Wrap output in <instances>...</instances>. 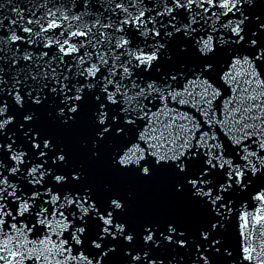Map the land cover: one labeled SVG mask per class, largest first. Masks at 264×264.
<instances>
[{"label": "snow or ice", "instance_id": "1", "mask_svg": "<svg viewBox=\"0 0 264 264\" xmlns=\"http://www.w3.org/2000/svg\"><path fill=\"white\" fill-rule=\"evenodd\" d=\"M256 3L30 0L27 7H21L7 0L0 5H12L8 11L15 15L8 17L7 25L5 17L0 18V264H25L26 260L43 264L54 250L61 258L102 264L115 251L111 241L122 239L130 245L137 238L136 231L121 219L125 203L119 196L101 200L81 182L84 173L79 168L67 174L60 170L68 163L66 154L32 127L34 112L22 115L16 126L19 137L5 131L16 120L8 114L7 97L23 108L26 100L39 106L49 96L57 101L56 117L63 125L75 122L78 114L90 108L93 148L110 133L122 139L113 161L120 168H133L146 177L171 161L173 170L183 174L176 191L186 192L205 210L198 238H186L185 231L172 221L163 226L140 224V239L149 247L136 252L125 247L127 264H163L149 255L162 245L191 246L195 251L190 264H213L206 253L220 252V234L232 216L233 193L250 195L252 191L262 207L254 217L248 213L242 217L245 255L240 264L244 260L264 264V254L254 256L256 250L248 246L246 231L252 220L264 227V186L252 187L253 178L264 175V77L257 66V61L264 64V17L244 8ZM177 37L184 41L180 52L194 49L202 57L216 51L217 45L244 44L250 51L244 55L234 52L228 71L221 75L220 70L219 79L234 95L225 98L219 109L215 102L224 95L207 76L214 70L211 63L195 71L179 65L161 72V58L171 59L169 45ZM153 67L157 77L147 75ZM187 105H192L200 119L181 112L179 106ZM217 128L227 129L225 135L235 155L226 154ZM133 140L137 141L134 145ZM96 155L93 151L92 156ZM5 156L11 161L7 167ZM70 181L76 186L67 187ZM38 226L47 229L43 238L28 239L41 231ZM69 229L71 242L63 237ZM86 233L88 246L98 250L97 255L70 257L73 249L85 248L82 237ZM190 241L194 242L190 245ZM224 253L232 256L228 248Z\"/></svg>", "mask_w": 264, "mask_h": 264}, {"label": "water", "instance_id": "2", "mask_svg": "<svg viewBox=\"0 0 264 264\" xmlns=\"http://www.w3.org/2000/svg\"><path fill=\"white\" fill-rule=\"evenodd\" d=\"M7 3V0H0V5ZM12 3H20L21 7L26 6L29 3L26 0H12ZM12 5L7 7H0V18L6 16L10 12ZM244 8L248 10L249 13H254L264 17V0H257L255 7L248 8V5L245 4ZM231 15V14H230ZM239 15L238 13L236 14ZM212 21H209V26H211ZM225 35L230 36L231 33H225ZM184 43L182 38H175L172 43L169 45V53L171 56L170 60H165L161 58V72H166L174 66L183 65L185 68H190L192 71H195L199 65H202L205 62L211 63L213 65V71L207 73L208 78L221 89L224 96L218 98L215 102L217 109L220 107V103H223L225 98L228 96L234 95L231 91V88L228 84L224 83L223 80L219 79V72L221 75L223 72L228 71V62L230 57L235 53L240 55L251 54L250 51L245 47L244 44L240 46H234L233 48H221L219 45L216 46V51L210 53L207 57H202L194 49H190L188 52H180L179 45ZM39 51V49H37ZM258 70L264 77V64L257 61ZM142 71V69H141ZM237 72H242L241 69H237ZM147 75L152 77H157L158 73L155 67H153ZM238 79H243L242 76ZM231 87H236L232 85ZM241 88L244 87L243 84L240 85ZM243 92L240 93V97H243ZM239 99V97H238ZM47 102V103H45ZM49 103V104H48ZM25 105H29L28 111H32L35 114L40 112L47 113L48 118L43 121L46 124L48 120L54 122V144L60 145L68 138V133L75 134L79 139V143L75 146V150L83 154L88 155V160L83 164H72L71 170L74 168L82 167L84 176L82 177V183L87 184L92 188L93 192L101 200L106 199L110 195L119 196L125 203V211L121 214V219H124L128 222L129 226L132 227L136 233L137 238L133 241L132 244L128 245L120 239L117 241H111L112 244H120L116 246L115 252L121 253L125 247L131 249L133 252L142 251L145 248H148L149 245H144L140 239V228L139 225L145 222L157 223L163 226L166 222L172 221L177 224V226L184 230L186 233V238L191 236L193 238H198L199 229L204 226L206 216L205 210L194 200H192L189 195L184 192L180 193L176 191L175 185L177 183H182L183 174H179L173 170L174 166L171 165V161L167 165L161 164L156 168L151 176H141L138 170L133 168L122 169L119 165H115L114 155L119 150L120 144L123 142L120 137H116L111 133L104 141H100L99 145L96 148H93L92 141L95 138L94 132L95 127L92 123L91 111L90 108H85L80 114L77 115L75 122H69L67 125H63L56 117V107L57 101L51 96L48 99L44 100L41 105H33L30 101L26 100ZM159 107V105L157 106ZM181 107V112H189L192 115L196 116L197 119H200L198 112L193 110L192 105L179 106ZM155 111V109H153ZM18 113H16V116ZM40 117H42L39 114ZM46 118V117H45ZM163 119V117H161ZM73 125V126H71ZM26 127V126H25ZM115 127V125H113ZM84 130L85 133H84ZM220 137L221 142L224 145V150L226 154L235 155L234 147L231 145L229 140L226 137L227 129H215ZM7 133H12L16 137H19L17 129L14 127V124L8 125L5 130ZM92 135V140H89L88 133ZM129 135H134L131 129H128ZM84 133L83 136L81 134ZM70 134V135H71ZM255 139V137H252ZM211 143V141H209ZM137 141L133 140L132 145L136 144ZM250 143V141H246ZM131 146V145H130ZM253 150L255 146L252 145ZM95 151L97 155L92 156V152ZM264 154V153H261ZM68 161V159H67ZM149 166L152 167L150 163L151 157L148 158ZM69 163V161H68ZM11 161L8 160L5 156V167L9 166ZM68 167L60 168L62 172L67 174ZM7 174V173H6ZM260 178L263 181H260ZM23 182V181H22ZM74 182H69L67 187H75ZM264 186V175L258 174L257 177L253 178L252 187ZM252 189L250 188L249 191ZM257 193L252 191L251 194L247 192H236L233 193V210L232 216L230 217L229 225H226L225 230L220 234L221 244L218 245L220 252L206 253L212 258L213 264H240V260L243 255L242 251V239L239 235V225L238 220L242 218L238 217L237 207L251 208L254 201H257V205L262 207L261 202L255 199ZM10 202V201H9ZM14 213V211H13ZM34 222V218H33ZM27 223V221H26ZM63 237L69 239L67 234L63 233ZM56 239H54L55 242ZM194 241H190V245ZM107 243V242H105ZM245 246V245H244ZM251 248H254L256 251L254 256L257 254H263L262 247L255 242L253 245H248ZM228 248L232 252L231 257H227L224 253V249ZM195 249L189 246L188 248H177L175 245L161 246L158 249H153L150 251V258H158L163 261V264H169V261H172L173 264H179L180 260L189 256L186 260L191 262L192 255H194ZM161 252V253H160ZM98 253V250L92 249L91 256L95 257ZM70 257L72 254H68ZM55 261V262H54ZM75 261V262H74ZM83 264L79 259L71 260L68 258H61L58 253H53L52 263L53 264ZM105 258H103L102 264H108ZM144 263V262H142ZM243 264H252L247 260L243 261ZM259 264V261H257Z\"/></svg>", "mask_w": 264, "mask_h": 264}]
</instances>
